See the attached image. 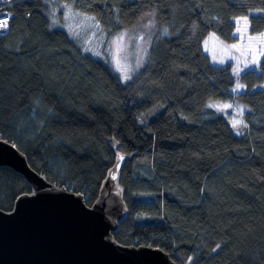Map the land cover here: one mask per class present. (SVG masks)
<instances>
[{
    "label": "trees",
    "instance_id": "1",
    "mask_svg": "<svg viewBox=\"0 0 264 264\" xmlns=\"http://www.w3.org/2000/svg\"><path fill=\"white\" fill-rule=\"evenodd\" d=\"M62 4L94 17L108 37L154 20L149 63L124 84L60 25ZM10 9L0 35V137L88 205L127 156L119 243L160 247L179 264H264V59L235 94L232 65L213 64L203 48L210 32L235 41L237 17L264 32V0H18ZM212 99L246 106L242 131ZM155 106L162 111L147 120ZM26 118L33 135L19 127ZM31 192L22 174L0 167L1 209Z\"/></svg>",
    "mask_w": 264,
    "mask_h": 264
},
{
    "label": "water",
    "instance_id": "2",
    "mask_svg": "<svg viewBox=\"0 0 264 264\" xmlns=\"http://www.w3.org/2000/svg\"><path fill=\"white\" fill-rule=\"evenodd\" d=\"M127 158L119 155L98 200L88 205L83 195L47 180L0 137V167L19 172L32 187L12 211L0 208V264H179L160 247L114 238L126 215L116 181Z\"/></svg>",
    "mask_w": 264,
    "mask_h": 264
},
{
    "label": "rangeland",
    "instance_id": "3",
    "mask_svg": "<svg viewBox=\"0 0 264 264\" xmlns=\"http://www.w3.org/2000/svg\"><path fill=\"white\" fill-rule=\"evenodd\" d=\"M10 7L11 6H9L8 9L11 11ZM61 8H63L64 12V21L60 23V25L70 31L71 34L81 37L83 39L85 51L109 63L113 72L118 75L124 84L129 82L137 72L142 70L149 63L151 47L158 33V27L154 20L150 19L135 28L125 29L112 37H108L95 19H91V17L74 11L66 4H62ZM243 17L247 16L237 17L235 19L237 27L241 28V32L237 33L235 31L234 33L236 37L235 41L225 42L215 32H210L203 43V48L210 56L213 64L218 66L227 64L232 65V72L236 78V84L232 91L235 94L246 90V85L241 80L242 75L248 70L258 69L264 59V56L261 55V52H264V39L260 38L261 34L264 32L256 34L251 33L249 18L247 17V26H245L244 22L240 20V18ZM150 21H152V23H149ZM237 21L240 22L237 23ZM121 33H127L122 43L117 41V37L120 36ZM141 36L143 39H140ZM117 59H119L121 66L130 68V79H123V73L118 71L116 66ZM254 59L258 61V63L253 64L252 61ZM137 61H140L139 66H137ZM221 61H223V63H221ZM237 85L240 86L238 90ZM228 104H231L232 107L226 108L225 105ZM209 105H217V107L212 108L224 111L231 122L233 119L242 120L243 123L235 127L237 131H242L246 106L233 100L221 102L214 99L209 102ZM40 109L44 110L43 106L42 108H40V106L37 107V110ZM162 109L163 106L151 108L146 114V119L149 120L156 117ZM27 118L21 121V126L19 127H28L32 132V129L28 126L30 122L27 121ZM38 125H40L39 122ZM19 131L23 134L21 128H19ZM34 132H32L31 135H33ZM117 181L116 188L120 189L117 186Z\"/></svg>",
    "mask_w": 264,
    "mask_h": 264
},
{
    "label": "snow or ice",
    "instance_id": "4",
    "mask_svg": "<svg viewBox=\"0 0 264 264\" xmlns=\"http://www.w3.org/2000/svg\"><path fill=\"white\" fill-rule=\"evenodd\" d=\"M257 11H258V12H264V9H259V10H257ZM9 15H11V14H9ZM91 19H95V18L93 17V18H91ZM240 20H242V21L244 22L245 26H247V17L240 18ZM239 22H240V21H237V23H239ZM149 23H152V21H150ZM97 26H98V24H97ZM6 27H7L6 23H4L3 21H0V28H6ZM236 32H237V33L241 32V28L237 27ZM165 34H167V30H166V29H165ZM125 35H127V33H121L120 36L117 37V41H119L120 43H122L123 40H124V36H125ZM260 38H261V39H264V33L261 34V37H260ZM140 39H143V37L141 36ZM250 39H251V38H250ZM233 47H235V46H233ZM118 51H119V49H118ZM261 55L264 56V52H261ZM221 63H223V61H221ZM252 63H253V64H256V63H258V61H256V60L254 59V60L252 61ZM139 64H140V61H137V66H139ZM116 66H117L118 71H120V72L123 73V79H124V80H128V79H130V76H129L130 68H129V67H127V66H121V65H120V62H119V59L116 60ZM239 88H240V86L237 85V90H238ZM209 106H210V107H217V105H209ZM225 107H226V108H231L232 105H231V104H228V105H225ZM241 114H242V109H241ZM242 123H243L242 120H236V119H233V120H232V126H233V127H237V125H240V124H242ZM245 127H246V125H245ZM121 159H122V157H121ZM219 247H220V245H217V248H219ZM213 251H215V249H213Z\"/></svg>",
    "mask_w": 264,
    "mask_h": 264
},
{
    "label": "built area",
    "instance_id": "5",
    "mask_svg": "<svg viewBox=\"0 0 264 264\" xmlns=\"http://www.w3.org/2000/svg\"><path fill=\"white\" fill-rule=\"evenodd\" d=\"M16 1L18 0H0V21H3L7 25L6 28H0V35H5L10 31L13 14L8 7Z\"/></svg>",
    "mask_w": 264,
    "mask_h": 264
}]
</instances>
